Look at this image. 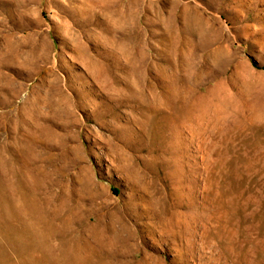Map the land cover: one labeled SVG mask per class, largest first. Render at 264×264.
Listing matches in <instances>:
<instances>
[{
	"label": "rangeland",
	"instance_id": "1",
	"mask_svg": "<svg viewBox=\"0 0 264 264\" xmlns=\"http://www.w3.org/2000/svg\"><path fill=\"white\" fill-rule=\"evenodd\" d=\"M18 263L264 264V0H0Z\"/></svg>",
	"mask_w": 264,
	"mask_h": 264
},
{
	"label": "bare ground",
	"instance_id": "2",
	"mask_svg": "<svg viewBox=\"0 0 264 264\" xmlns=\"http://www.w3.org/2000/svg\"><path fill=\"white\" fill-rule=\"evenodd\" d=\"M27 223V222H26ZM107 228V227H106ZM111 230V229H110ZM101 231V230H100ZM93 233V232H92ZM96 233V232H95ZM2 235H4V233L2 234ZM104 236V235H103ZM102 236V237H103ZM116 236V235H115ZM114 236V237H115ZM27 237V236H26ZM107 237H108V235H107ZM111 237V236H110ZM35 238V237H34ZM117 238V237H116ZM103 240V239H102ZM96 241V240H95ZM101 241V240H100ZM102 242V241H101ZM39 243V242H38ZM97 243V242H96ZM89 244V243H88ZM103 244V243H102ZM106 244V243H105ZM101 246V245H100ZM27 250V249H26ZM89 251V250H88ZM74 253V252H73ZM4 255V254H3ZM15 258V257H14ZM75 260V259H74ZM77 261V260H76ZM86 261V260H85ZM101 261V260H100ZM95 262V261H94ZM101 263V262H100ZM19 264V263H18ZM84 264V263H83ZM105 264V263H104Z\"/></svg>",
	"mask_w": 264,
	"mask_h": 264
}]
</instances>
